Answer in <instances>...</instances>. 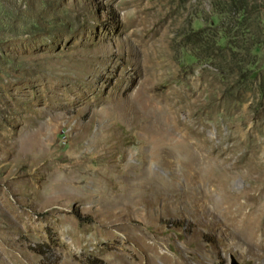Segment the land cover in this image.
Returning a JSON list of instances; mask_svg holds the SVG:
<instances>
[{
    "label": "rangeland",
    "instance_id": "1",
    "mask_svg": "<svg viewBox=\"0 0 264 264\" xmlns=\"http://www.w3.org/2000/svg\"><path fill=\"white\" fill-rule=\"evenodd\" d=\"M242 207L264 0H0V264H264Z\"/></svg>",
    "mask_w": 264,
    "mask_h": 264
},
{
    "label": "bare ground",
    "instance_id": "2",
    "mask_svg": "<svg viewBox=\"0 0 264 264\" xmlns=\"http://www.w3.org/2000/svg\"><path fill=\"white\" fill-rule=\"evenodd\" d=\"M259 210L263 211L264 209L262 210L259 208ZM255 212L256 210L254 207L249 210H244L242 207L240 210L238 209L237 211H234L232 214L236 217L235 234L245 237L246 241L248 240L251 243V245H254V248L256 249L255 254L259 257L262 254H264V243H263L264 242V231L260 234L262 226L258 222H255L256 219L252 217L253 215H255ZM124 248H122L121 251H124ZM136 264H139V263L137 262Z\"/></svg>",
    "mask_w": 264,
    "mask_h": 264
},
{
    "label": "water",
    "instance_id": "3",
    "mask_svg": "<svg viewBox=\"0 0 264 264\" xmlns=\"http://www.w3.org/2000/svg\"><path fill=\"white\" fill-rule=\"evenodd\" d=\"M233 264H237L235 261H234V263Z\"/></svg>",
    "mask_w": 264,
    "mask_h": 264
}]
</instances>
